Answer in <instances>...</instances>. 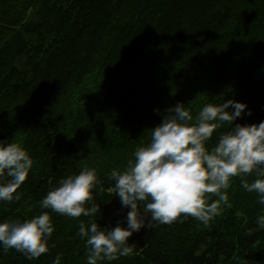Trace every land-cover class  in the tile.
<instances>
[{
	"label": "trees",
	"instance_id": "16d2710c",
	"mask_svg": "<svg viewBox=\"0 0 264 264\" xmlns=\"http://www.w3.org/2000/svg\"><path fill=\"white\" fill-rule=\"evenodd\" d=\"M232 99L248 105L235 123L264 121V0H0V141L33 160L20 199L0 201V223L47 212L54 228L38 259L0 246V264H87L79 225L109 228L103 215L45 209L47 193L94 168L85 207L103 211L120 201L111 172L127 169L167 109L183 103L195 120ZM228 130L221 124L207 147ZM236 177L206 198L222 202L207 223L153 221L146 248L98 264H264V205L243 187L256 176Z\"/></svg>",
	"mask_w": 264,
	"mask_h": 264
},
{
	"label": "clouds",
	"instance_id": "9594fccd",
	"mask_svg": "<svg viewBox=\"0 0 264 264\" xmlns=\"http://www.w3.org/2000/svg\"><path fill=\"white\" fill-rule=\"evenodd\" d=\"M246 109L247 104L233 99L222 104L209 103L195 120L183 103L167 109L162 122L150 129V141L136 150L127 169L111 172L115 183L110 191L115 192L122 209L127 211V226L121 221L110 229L97 222L86 225L81 221L78 235L86 238L87 264L128 256L134 247L129 238L145 227L151 228L153 221L171 224L183 214L207 223L217 214L218 205L207 203L206 194L227 189L233 177L255 173L254 182H245L243 187L256 192L259 203L264 205V121L235 123ZM224 123L230 130L209 149L207 142ZM32 165L30 154L20 144L0 141V178H10L0 180V201L20 199L14 194L28 178ZM97 184L96 170L85 167L78 175L61 179L41 206L73 218L102 214L99 205L85 207ZM257 222L264 229V215ZM53 231L47 212L25 222H3L0 246L36 260L48 251ZM54 264H61L59 256Z\"/></svg>",
	"mask_w": 264,
	"mask_h": 264
},
{
	"label": "water",
	"instance_id": "95a60500",
	"mask_svg": "<svg viewBox=\"0 0 264 264\" xmlns=\"http://www.w3.org/2000/svg\"><path fill=\"white\" fill-rule=\"evenodd\" d=\"M102 215L109 228H114L121 221H125L126 225V216L127 211L122 209L121 202H112L104 206ZM150 228L145 227L141 229L138 233H134L129 238V243L134 244L138 249L143 250L147 246V236L149 234Z\"/></svg>",
	"mask_w": 264,
	"mask_h": 264
},
{
	"label": "rangeland",
	"instance_id": "374dc122",
	"mask_svg": "<svg viewBox=\"0 0 264 264\" xmlns=\"http://www.w3.org/2000/svg\"><path fill=\"white\" fill-rule=\"evenodd\" d=\"M236 180H238L237 177H236ZM235 182H237V181H235V180L230 181L231 184H232V183H235ZM237 184H238V183H237ZM213 196H214L213 193H211L210 195H209V194H206V198H211V201L214 200V199H213ZM215 203L220 204V205L222 206V202L217 201V202H215Z\"/></svg>",
	"mask_w": 264,
	"mask_h": 264
}]
</instances>
